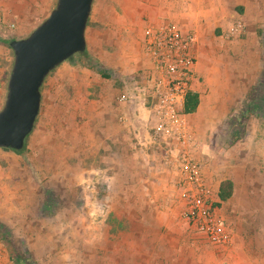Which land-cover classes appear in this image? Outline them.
Listing matches in <instances>:
<instances>
[{"label": "rangeland", "instance_id": "374dc122", "mask_svg": "<svg viewBox=\"0 0 264 264\" xmlns=\"http://www.w3.org/2000/svg\"><path fill=\"white\" fill-rule=\"evenodd\" d=\"M41 1L5 0L0 36L9 42L25 37L55 3L52 0L40 10L39 6L45 5ZM146 4L145 0H92L84 50L60 62L44 77L37 115L19 151L0 147V264H13L10 257L17 252H25L37 264H158L156 255L164 249V237H158L157 223L149 225L152 211L141 202L151 201V194L119 192L126 188L115 192L109 176L113 165L108 150L110 129L101 135L97 113L99 106L108 108L103 109L102 125L104 119L113 123L112 115L125 122L131 143L142 139L144 131L148 151L162 160L174 153L164 144L158 147L152 142V123L143 110L146 59L140 43L143 28L153 22L146 20ZM132 5L137 10L135 16H131ZM218 14V22L208 28L201 56L222 68L227 66L221 61L231 58L242 72V81L232 82L233 92L226 78L225 87L219 89L227 87L231 92L225 89L216 96L211 115L206 114V86L195 88L200 105L186 115V121L196 150L201 149L199 136L213 142L216 151L231 145L233 138L245 140L248 136L242 134L251 122L264 138V0H250L244 16L224 2ZM234 19H240L243 30L232 36L228 28ZM116 23L120 28L114 33L112 25ZM12 59L9 43H0V107ZM118 102L126 108L122 115L112 110ZM197 121L204 122L200 129ZM256 157L253 149L247 152L251 194H242L246 202L239 199L233 203L244 206L242 213L252 219L248 232L264 236V160L259 162ZM212 206L233 233L232 221L224 217L215 201ZM184 212L183 201L178 216L197 251L223 248L198 235ZM3 236L9 238L7 243ZM249 246L254 259L260 260L257 254L264 250V241L253 240ZM143 250L151 256L142 258ZM194 260L196 264L211 262L205 257Z\"/></svg>", "mask_w": 264, "mask_h": 264}, {"label": "crops", "instance_id": "0c3cea01", "mask_svg": "<svg viewBox=\"0 0 264 264\" xmlns=\"http://www.w3.org/2000/svg\"><path fill=\"white\" fill-rule=\"evenodd\" d=\"M51 1L52 0H42L41 4L43 3L45 5L39 6L40 10L46 9ZM145 1L147 4L144 5L143 11L146 15V20H148L147 22L153 21L156 23L165 20L175 24L182 31H193L196 33L195 79L192 83V91L197 87L206 86L208 98L206 114H213L216 96L220 92L227 90V87L225 88L226 90H220L219 88L225 87V81L228 77L230 81H227L229 82L228 88H232L234 92L235 88L232 82H239L240 79L242 81V72L239 71L240 68H235L236 64H234L231 58L221 61L225 62L226 68H222L221 64H217L209 58H203V56H201V49L203 43L207 41V37L210 34L208 28L213 23L218 22V10L221 9V4L224 2L228 3L232 9L234 8L240 12L242 11V16H244L247 10V4L250 0ZM5 4V0H0V14L3 15L2 17H5L4 13H6L5 9L7 7ZM131 8V16H135L137 10L134 5H132ZM91 10L92 3L88 18L91 16ZM43 16L46 17V13ZM2 17H0V25L3 23ZM226 18L227 17H224L222 19V24L224 20L226 21ZM116 24L112 25L114 33L119 31L120 28L119 25ZM84 40L86 42L85 32ZM0 43L4 42L0 40ZM232 65H234V67H232ZM237 65L240 66L239 63ZM230 67H232V69ZM7 78L5 77V91L1 100L2 104L6 93ZM220 81L222 83L221 86L219 85ZM227 91L231 92V90ZM145 92L146 91H144V93ZM99 97L103 98L101 93H99ZM118 104L116 105L115 103L113 109L112 106H110V109L115 111L116 115H122L126 108L120 105L121 103L118 102ZM199 105L200 103H197V107ZM146 106L147 103L145 101V106L143 107L144 112H147ZM104 108L108 109L106 106H99L97 113L100 115L98 123L101 135H103L104 130L110 129L108 150L111 156L110 162L113 163L110 167V182L111 184H115V192L126 188V190H121L119 192L151 194V201L142 200L141 202L148 204V208L152 211V217L148 220L149 225L157 223V227L159 228L157 235L158 237L160 236V238L164 237V249H160L156 255L158 257V264H196L194 259L202 257L211 261L210 263L205 261V264H264V250L260 251L259 255L257 254L260 259L257 260L252 256V251L249 246L250 242L253 240L264 241V236L258 234L253 235L248 232L252 219L242 213L245 211L244 206L240 205L239 202L236 204L233 203L234 200L239 199L241 203L246 202L247 199L243 198L242 194H251V178L249 176L250 165L247 160V152L253 149V151L257 153L256 159L259 160V162L264 160V138L260 136L262 133L259 132L255 123L251 122L249 123V127L247 126V128H245L242 134L245 137L248 136L245 140L239 137L234 140L231 145H227L218 151L214 149L213 142L210 141V143H207L202 136H199L201 149L194 151V156L199 160L202 166L201 170L211 188L212 200L219 206L218 209L224 217L232 221L234 231L232 233L230 246L212 248L210 251H197L195 246L191 243L190 238L184 234L185 227H183L184 224L178 216L179 209L183 204V198L181 197L182 192L176 184L178 179L177 168H175V165L172 163L171 166L169 165L171 162L170 157L168 160H162L159 154L149 152L148 149L150 145H147L148 143L144 131H142V139L140 138L135 143H131L129 135L125 131V128L129 131L127 124L117 120V118L114 119L115 117H113V115V123L104 119L105 124L102 125ZM188 114L190 115V113H186V115ZM108 122H110L109 125H107ZM203 125L204 122L199 123L197 121L198 129ZM213 126L214 123L209 127L212 128ZM139 129L141 128L139 127ZM258 134L259 137H257ZM106 145L105 143V146ZM106 148L107 146L104 149ZM129 148H133L134 151H129ZM123 152H125V154H123ZM123 155L126 157L122 158ZM121 175H125V178L121 177ZM225 180H229L231 183V193L227 199L220 201L217 197V192L220 184ZM124 183H128L129 185ZM229 210L232 212L228 213L227 211ZM171 242L174 244L173 248L170 246ZM180 242H183V246ZM188 242H190V244H188ZM179 244H181L180 249L177 248ZM142 256V258H149L151 253L143 250Z\"/></svg>", "mask_w": 264, "mask_h": 264}, {"label": "built area", "instance_id": "2783aa9c", "mask_svg": "<svg viewBox=\"0 0 264 264\" xmlns=\"http://www.w3.org/2000/svg\"><path fill=\"white\" fill-rule=\"evenodd\" d=\"M242 30L240 19H234L228 33L235 36ZM196 43L195 32L182 31L171 22L145 25L140 44L147 61L143 76L146 111L152 123V142L174 152L169 157L177 168L176 184L183 195L186 219L208 243L227 247L232 228L214 211L211 188L194 156L197 143L191 139V128L182 111L186 93L193 90Z\"/></svg>", "mask_w": 264, "mask_h": 264}, {"label": "water", "instance_id": "95a60500", "mask_svg": "<svg viewBox=\"0 0 264 264\" xmlns=\"http://www.w3.org/2000/svg\"><path fill=\"white\" fill-rule=\"evenodd\" d=\"M92 0H55L25 37L12 39V65L0 108V147L18 150L32 129L47 73L85 48L84 30Z\"/></svg>", "mask_w": 264, "mask_h": 264}, {"label": "trees", "instance_id": "16d2710c", "mask_svg": "<svg viewBox=\"0 0 264 264\" xmlns=\"http://www.w3.org/2000/svg\"><path fill=\"white\" fill-rule=\"evenodd\" d=\"M0 40L3 41L5 44L9 43V40L7 41V39L1 38ZM80 52H76L74 54H79ZM73 55V54H72ZM198 103V95L195 91H188L185 95L184 101H183V105H182V111L184 113H191L195 110L196 106ZM236 138H233V141ZM15 151H19L15 150ZM231 193V183L229 180H225L223 181L218 189L217 192V197L220 201H224L225 199H227L230 196ZM47 195V193H46ZM50 196L46 197V201H49ZM3 241H5L6 243L8 242L9 238H7L6 236L2 237ZM8 239V240H6ZM11 262L13 264H37L33 259H30L28 254H25V252H17L14 254V256L10 257Z\"/></svg>", "mask_w": 264, "mask_h": 264}]
</instances>
